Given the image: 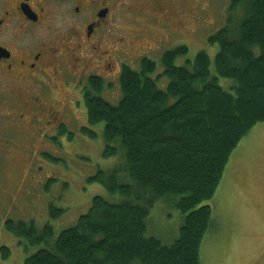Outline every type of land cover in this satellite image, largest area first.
Masks as SVG:
<instances>
[{
    "label": "trees",
    "instance_id": "1",
    "mask_svg": "<svg viewBox=\"0 0 264 264\" xmlns=\"http://www.w3.org/2000/svg\"><path fill=\"white\" fill-rule=\"evenodd\" d=\"M230 11L227 25L209 38L219 47L215 74L205 52L178 65L188 54L179 45L163 53L160 73L147 57L138 70L124 65L115 105L103 98L110 85L89 78L83 95L88 123L104 124L105 157L123 156L122 165L90 181L122 199L113 203L96 195L88 212L57 237L50 223L39 228L35 221H7L9 232L33 246L45 244L24 264H201L212 221L208 202L239 143L264 123V0H233ZM237 11L243 12L240 19ZM219 78L234 80L232 91ZM81 132L97 136L90 127ZM159 200L170 201L183 216L170 244L150 232ZM64 212L50 205L52 219ZM0 253L7 259L10 249L2 246Z\"/></svg>",
    "mask_w": 264,
    "mask_h": 264
},
{
    "label": "rangeland",
    "instance_id": "2",
    "mask_svg": "<svg viewBox=\"0 0 264 264\" xmlns=\"http://www.w3.org/2000/svg\"><path fill=\"white\" fill-rule=\"evenodd\" d=\"M123 1L126 5L109 26L110 38L117 48V59L125 60L138 70L141 61L138 55L146 54L144 48L154 45V40L159 38L164 41L156 51L147 54L157 62V73L163 70V53L185 45L188 54L177 59L178 65L184 64L186 59L194 60L199 52H205L215 74L219 47L210 44L209 38L227 25L233 0H176L179 7L175 10L180 18H174L173 32L169 37L161 28L157 31L147 28L157 26L128 12L129 2ZM142 1L138 0V5L142 6ZM242 15L243 12L237 11L234 17L240 19ZM135 33L140 37L137 49L132 52L136 57L129 58L118 49H123ZM115 71L114 76L107 78L110 87L103 93V98L113 105L122 95L117 62ZM164 81L161 85L165 84ZM219 83L225 90L232 91L234 80L219 78ZM78 98L81 107L76 114L77 121L68 127L71 134L61 135L54 141H48L49 135L38 124L29 126L23 133L13 122L3 121L0 138V248L8 247L10 256L3 259L0 253V264H24L27 257L45 247V244L33 246L9 232L5 223L10 219L15 223L35 221L39 228L50 223L57 237L64 228L74 226L79 217L88 212L96 195L113 203L122 199L120 194L110 193L102 183L90 181L99 171L109 172L122 165L123 156L121 153L104 156V124L90 126L83 98L81 95ZM82 127H90L97 136L83 134ZM208 204L212 207V221L201 245V264H264V123L257 124L239 143L215 196ZM50 205L65 212L54 220L50 217ZM182 218L181 212L170 201L159 200L149 218L150 232L170 244L179 235Z\"/></svg>",
    "mask_w": 264,
    "mask_h": 264
},
{
    "label": "flooded vegetation",
    "instance_id": "3",
    "mask_svg": "<svg viewBox=\"0 0 264 264\" xmlns=\"http://www.w3.org/2000/svg\"><path fill=\"white\" fill-rule=\"evenodd\" d=\"M127 1L128 12L149 20L157 28H147H161L166 37L180 18L176 0H144L142 6ZM123 5V0H0V138L4 120L23 133L38 124L48 141L71 134L68 127L81 107L78 95L83 98L89 78L110 84L115 62L120 71L126 65L115 57L109 34ZM139 38L135 33L118 52L136 57ZM163 41L156 38L138 57L149 58Z\"/></svg>",
    "mask_w": 264,
    "mask_h": 264
},
{
    "label": "crops",
    "instance_id": "4",
    "mask_svg": "<svg viewBox=\"0 0 264 264\" xmlns=\"http://www.w3.org/2000/svg\"><path fill=\"white\" fill-rule=\"evenodd\" d=\"M236 156H237V155H236ZM236 156H235V157H236Z\"/></svg>",
    "mask_w": 264,
    "mask_h": 264
}]
</instances>
